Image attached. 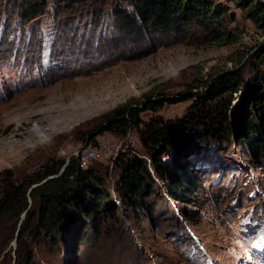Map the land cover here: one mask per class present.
Listing matches in <instances>:
<instances>
[{"label":"rangeland","instance_id":"374dc122","mask_svg":"<svg viewBox=\"0 0 264 264\" xmlns=\"http://www.w3.org/2000/svg\"><path fill=\"white\" fill-rule=\"evenodd\" d=\"M24 1L0 0V106L15 105L20 95L44 101L63 94L68 104L82 102L80 108L90 106L91 113L55 134L25 140L7 160L0 158V173L21 178L47 161L74 156L81 164L85 157L83 168H91L102 182L95 187L109 194L100 232L87 229L82 234L84 217L72 211L75 223L55 245L27 238L34 253L30 264H264V150L261 162L248 156L233 119L251 88L252 54L264 42V29L228 0L213 1L234 14V20L226 17L221 26L237 35L232 43H210L197 24L176 34L133 35L114 21L116 6L130 10L122 0H44V13L31 19L23 16ZM235 69H241L243 85L232 95L223 93L222 85ZM146 94L177 100L142 112L144 121H176L223 100L233 130L218 141L206 138V125L199 123L196 135L204 140L186 157L195 201L184 205L170 199L153 175V215L136 222V230L115 183L118 156L145 158L138 133L134 128L124 134L100 132L96 126L127 101L142 109ZM22 219L13 234L0 226V264H17Z\"/></svg>","mask_w":264,"mask_h":264},{"label":"trees","instance_id":"16d2710c","mask_svg":"<svg viewBox=\"0 0 264 264\" xmlns=\"http://www.w3.org/2000/svg\"><path fill=\"white\" fill-rule=\"evenodd\" d=\"M37 1L26 0L25 5H21L23 16L27 19L44 13V0L39 3ZM63 1L67 4L73 0ZM122 1L130 6V10L116 6L114 21L118 28L133 35L156 31L161 34H176L184 32L191 24H197L210 43H232L238 38L228 29H221L226 17L234 20V14H227L229 9L213 0ZM228 1H232L244 12L255 26L264 29L263 2ZM252 56L256 61L253 64L255 75L249 83L251 88L233 119L239 144L248 156L261 162L264 150V70L259 69L264 67V42L259 44ZM241 73V69L229 73L227 81L222 85L223 93L232 95L241 89ZM207 82V79L203 80L202 84L205 86ZM215 96L217 97L216 93ZM143 97L142 109L132 104V100L127 101L119 109L103 115L96 126L100 128V132L124 134L127 129L134 128L138 133L145 158L136 153L118 156L116 163L120 174L115 183L119 201L125 209L131 210L132 216L129 219L136 230L139 228L136 222L153 215L154 205L149 196L153 191L152 185L156 183L154 176L161 181L170 199L184 205L195 201L193 196L196 186L191 182V164L186 161V157L190 152L198 150L204 140L196 135L199 123L204 122L206 125V138L218 141L225 140V135L233 130L232 122L223 109V100L211 109L199 106V109H195L199 113L197 115L187 114L182 119L166 122L161 117L144 121L140 114L144 111H156L165 102H176L177 99L168 96L153 99L151 94ZM65 163L64 159L44 162L21 178L10 171L0 173V226L3 225V231L9 228L13 234L24 213L16 242L17 264H30L33 261L34 253L27 238L35 241L45 239L55 245V241L61 239L67 233L69 225L73 224L72 211L84 217L82 234L87 229L100 232L108 192L95 187L102 182L91 168L81 166L78 157L71 156ZM108 214L114 217L115 210H110ZM185 214L188 219L192 218L191 213ZM24 237L26 238L23 239Z\"/></svg>","mask_w":264,"mask_h":264},{"label":"bare ground","instance_id":"6f19581e","mask_svg":"<svg viewBox=\"0 0 264 264\" xmlns=\"http://www.w3.org/2000/svg\"><path fill=\"white\" fill-rule=\"evenodd\" d=\"M22 96L17 97L15 105L0 106L2 159L9 157L10 151L16 147L25 146V140L33 141L37 137H47L50 132L55 134L63 125L73 124L91 113L90 106L80 108L82 102L74 101L68 104L69 100L67 101V96L63 94L51 96L44 101L40 97L26 100Z\"/></svg>","mask_w":264,"mask_h":264},{"label":"built area","instance_id":"2783aa9c","mask_svg":"<svg viewBox=\"0 0 264 264\" xmlns=\"http://www.w3.org/2000/svg\"><path fill=\"white\" fill-rule=\"evenodd\" d=\"M84 165H86V158L83 157L81 160V166L83 167Z\"/></svg>","mask_w":264,"mask_h":264},{"label":"water","instance_id":"95a60500","mask_svg":"<svg viewBox=\"0 0 264 264\" xmlns=\"http://www.w3.org/2000/svg\"><path fill=\"white\" fill-rule=\"evenodd\" d=\"M259 1H261V2L264 3V0H259ZM66 163H67V161H66ZM66 163H65V164H66ZM64 166H65V165H64ZM43 181H45V180H43ZM23 215H24V213L22 214V216H23ZM15 240H16V237L14 238V244H13L14 246H15Z\"/></svg>","mask_w":264,"mask_h":264}]
</instances>
